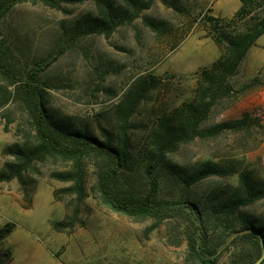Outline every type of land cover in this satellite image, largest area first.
I'll return each mask as SVG.
<instances>
[{"label":"rangeland","instance_id":"obj_1","mask_svg":"<svg viewBox=\"0 0 264 264\" xmlns=\"http://www.w3.org/2000/svg\"><path fill=\"white\" fill-rule=\"evenodd\" d=\"M168 2L155 0L110 37L79 36L42 76L43 82L51 85L47 92L52 111L78 127L87 126L100 138V126L116 127L118 106L132 84L140 77L152 76V90L130 118L129 133L140 164L138 153L148 144L160 111L189 101L196 93L199 72L220 53L207 25L199 20L201 11L212 14L210 0ZM238 6L239 0H234L219 9L229 15ZM95 10L94 0L64 2L60 8L24 0L3 18L1 28L23 64L32 66L68 45L77 34L78 20ZM144 18L154 20L158 30L147 26ZM229 82L233 93L217 101L200 130L248 114L246 128L184 142L170 155L171 162L192 170L208 159H240L243 166L264 174V35ZM13 91L14 86L0 78V171L6 161L14 159L5 153L8 145L36 140L21 103L15 98L4 101ZM94 162L93 158L85 161L87 195L82 201L65 190L72 181L54 175L71 170L72 161L53 156L34 161L24 172V185L17 178L0 182V226L7 222L16 225L6 240L14 251L9 264H184L187 242L183 221L134 219L110 210L95 189ZM236 182L237 176H212L196 185L194 193L204 198L211 188ZM125 183L140 191L147 187L139 168L127 173ZM173 190L164 194L170 196ZM245 209L264 217V199ZM55 221L66 222L67 227L57 229ZM229 260L230 252L224 251L217 264Z\"/></svg>","mask_w":264,"mask_h":264},{"label":"trees","instance_id":"obj_2","mask_svg":"<svg viewBox=\"0 0 264 264\" xmlns=\"http://www.w3.org/2000/svg\"><path fill=\"white\" fill-rule=\"evenodd\" d=\"M22 1L0 0V78L14 86V91L5 96L4 101L15 98L21 103L29 115L36 140L5 148V153L14 159L4 163L0 182L17 178L24 185V172L33 162L53 156L72 161L71 170L54 175L62 181H72L65 190L75 193L78 201H82L87 195L85 161L93 158L95 189L107 208L134 219L150 217L157 222L165 219L183 221L187 242L184 264H217L224 251L230 252L228 264L254 263L263 251L264 217L245 208L264 199V174L254 167L243 166L240 159H208L189 170L169 158L182 143L196 137L246 128L248 114L233 122L219 123L209 130H200V125L219 99L233 93L230 77L236 74L248 51L264 35V0H239L240 6L230 18L199 13V20L207 25L220 48L219 56L199 72L196 93L189 101L172 110L160 111L148 144L138 153L142 156V164L129 133L130 118L152 90L155 83L152 76L140 77L132 84L118 106L116 127L100 126L101 138L87 126L78 127L74 121L52 111L47 92L51 85L43 82L42 76L79 36L103 34L110 37L120 26L133 22L155 0H120L121 4L118 0H94L96 10L78 20L77 34L68 45L57 48L32 66L23 64L1 28L3 18ZM33 1L60 8L64 2L82 0ZM208 10L212 12L211 8ZM144 23L152 30H158L154 20L144 18ZM138 168L146 178L145 191L125 183L127 173ZM212 176H237V182L213 187L204 198L196 196L194 187ZM169 189L174 190L166 196L164 192ZM15 226L13 222L0 226V264H9L14 257L13 248L6 240ZM54 227L63 229L67 223L55 221ZM55 255L59 256L58 253Z\"/></svg>","mask_w":264,"mask_h":264},{"label":"crops","instance_id":"obj_3","mask_svg":"<svg viewBox=\"0 0 264 264\" xmlns=\"http://www.w3.org/2000/svg\"><path fill=\"white\" fill-rule=\"evenodd\" d=\"M212 2V14L215 17H229L232 16L235 11L239 8L240 6V1H239V6L238 8L236 7L229 13V15H223L222 10L219 9L222 6H228L229 4H233L234 0H210V3ZM4 182V181H3Z\"/></svg>","mask_w":264,"mask_h":264},{"label":"water","instance_id":"obj_4","mask_svg":"<svg viewBox=\"0 0 264 264\" xmlns=\"http://www.w3.org/2000/svg\"><path fill=\"white\" fill-rule=\"evenodd\" d=\"M261 245H262V249H263V251H262V254H261V256L254 262V263H252V264H261L262 262H263V260H264V240H263V238H261Z\"/></svg>","mask_w":264,"mask_h":264}]
</instances>
